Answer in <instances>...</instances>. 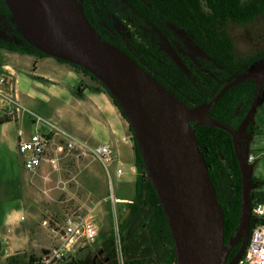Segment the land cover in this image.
<instances>
[{"label": "trees", "instance_id": "1", "mask_svg": "<svg viewBox=\"0 0 264 264\" xmlns=\"http://www.w3.org/2000/svg\"><path fill=\"white\" fill-rule=\"evenodd\" d=\"M81 4L88 21L102 38L122 49L190 106L209 101L228 80L244 73L253 62L264 57V47L239 54L228 28L229 23L244 25L264 13V0H81ZM117 21H121L129 33L124 40L119 35ZM168 45L174 49V54ZM0 49L49 55L31 45L17 30L4 0H0ZM69 63L95 80L98 85L93 88L105 90L127 120L115 98L96 76L78 64ZM254 87L253 79L234 85L212 106L210 115L236 127L249 107ZM75 94L83 96L81 85L76 87ZM263 117L264 82L260 103L242 134L244 145L250 135L261 131ZM13 118L4 114L0 116V124ZM128 129L133 140L134 165L139 174L134 181L135 198L121 201L124 203L118 215L117 231L123 262L174 264V245L166 216L150 180L145 176L142 156L129 121ZM195 133L223 210L224 240L227 243L238 223L241 199L240 170L232 138L228 131L211 125H199ZM245 150L248 155L249 150ZM249 163L251 165L252 162ZM251 179V205L264 203L261 180L253 174ZM4 214L0 210V222ZM260 221L264 224V217ZM110 225L112 227L108 230L100 232L101 262L119 264L112 222ZM239 245L240 242L232 246L227 260L234 256ZM33 256L29 255L30 258ZM21 259L16 253L11 254L6 264H19L23 261ZM63 264H95V259L76 254Z\"/></svg>", "mask_w": 264, "mask_h": 264}, {"label": "water", "instance_id": "2", "mask_svg": "<svg viewBox=\"0 0 264 264\" xmlns=\"http://www.w3.org/2000/svg\"><path fill=\"white\" fill-rule=\"evenodd\" d=\"M17 30L39 50L78 64L110 91L129 121L150 180L164 211L174 245V264H236L250 234L252 167L242 134L260 103L264 57L228 80L206 102L190 106L88 21L81 0H4ZM253 79L249 107L234 127L209 113L234 85ZM211 125L228 131L240 170L241 199L234 234L224 242V214L195 130ZM240 242L227 260L233 245ZM100 252V251H99ZM98 252V253H99ZM97 254L94 255L93 260Z\"/></svg>", "mask_w": 264, "mask_h": 264}, {"label": "rangeland", "instance_id": "3", "mask_svg": "<svg viewBox=\"0 0 264 264\" xmlns=\"http://www.w3.org/2000/svg\"><path fill=\"white\" fill-rule=\"evenodd\" d=\"M228 26L239 54L255 52L264 47V13L256 15L244 25L229 23ZM14 58L16 56L13 52L0 49L1 60L13 64ZM21 68L17 74L21 102L33 113L44 119H50L59 127L68 128L67 130L70 131L64 122L58 121L50 113V108L55 106L56 102L48 95L51 84L32 75V63L22 65ZM2 71L12 75L13 81L16 79L13 72L10 74L9 71ZM83 76L85 84L91 87L98 85L89 75ZM72 86L73 83L68 82L65 88ZM27 114L29 115L25 111L20 113L22 120ZM22 120L14 119L2 130L0 129V210L1 212L9 211L10 208L22 210L15 212V216L11 217L7 224L3 220L0 222V264H6L9 255L15 253L22 257L23 261L19 264H26L30 254L39 255L56 243L54 229L60 227L65 215L71 212L85 213L89 209L93 211L98 235L76 254L83 258L87 255L93 258L97 254L95 264H107L101 262L99 248L102 246V235L100 232L112 227L110 225L112 222L114 233H116L120 207L124 203L121 201L135 198L134 181L139 172L134 165L133 149L131 153L125 147L122 148L118 155L119 161L110 163L112 185L106 178L100 161L92 155H85L78 161L75 158H66L61 161L59 170L52 171L48 167L39 174H32L24 170L21 156L15 148L16 130L19 126H25L26 119L24 122ZM36 125L33 122L30 132L34 131ZM24 130L26 133L29 131V129ZM130 141L132 144V136ZM263 145L264 117L261 131L253 135L248 148L249 152L257 156L251 163V167L254 175L260 177H264V154L261 153ZM131 165L135 166V172L130 171ZM118 166L124 170L120 176L115 174ZM112 194L118 199L113 200ZM21 214L25 216L24 219L19 218ZM44 220L47 221L45 224ZM123 259L122 255V260L118 259L119 264H124Z\"/></svg>", "mask_w": 264, "mask_h": 264}, {"label": "built area", "instance_id": "4", "mask_svg": "<svg viewBox=\"0 0 264 264\" xmlns=\"http://www.w3.org/2000/svg\"><path fill=\"white\" fill-rule=\"evenodd\" d=\"M0 106L4 108L6 114L14 118H18L20 113L25 111L37 124L32 132L26 133L23 128H18L16 132V148L21 156L24 170L39 174L46 164L52 171L59 170L61 161L66 158H75L78 161L85 155H92L103 164L107 178L112 185L109 165L114 159V153L111 143L91 144L71 131L59 127L50 119H44L33 113L21 102L12 75L5 72L0 75ZM254 159L253 153L249 152L248 162H253ZM130 171L135 172L134 165H131ZM123 173L122 167H116V175L120 176ZM44 177L47 176L44 175ZM111 198L118 199L113 194ZM93 216L92 209L85 213L71 212L65 215L60 227L54 229L56 243L39 255L29 257L26 264H63L70 260L79 249L87 246L97 237L98 227ZM263 217L264 203H253L248 242L236 264H264V224L260 221ZM24 218L22 214L20 219ZM46 222V220L43 221L44 224ZM115 245L117 258L122 260L118 231L115 233Z\"/></svg>", "mask_w": 264, "mask_h": 264}, {"label": "crops", "instance_id": "5", "mask_svg": "<svg viewBox=\"0 0 264 264\" xmlns=\"http://www.w3.org/2000/svg\"><path fill=\"white\" fill-rule=\"evenodd\" d=\"M13 54L16 56L13 64L4 60L0 63V75L4 72L2 70L15 74V88L18 94H20L19 91L21 90L17 77L18 70L22 69V65L32 63V75L46 80L51 84V91L48 92V95L50 98L55 99L56 102L55 106L50 108V113L54 115L58 121L64 122L65 126L69 127L72 133L91 144L102 142L111 143L114 153L112 162L119 161L118 155L124 147L132 153L133 143L131 144L130 141V136L132 135L128 129V121L123 117L119 108L105 90L94 89L89 84H85L83 81L85 78L83 75L85 74L80 69H77L69 62L60 61L56 57L50 55L37 56L31 53L21 54L18 52H13ZM68 82L73 83L71 88H65ZM78 85L82 87V97L74 93V89ZM4 114H6L5 110L0 106V116ZM27 115L23 120L20 115L18 118L14 119L15 121L22 120L23 122L26 119L25 126H19L18 128L25 127L23 129H29L30 131L33 125V119ZM12 120L1 123L0 129L2 130V128ZM253 135L248 137L249 145L253 139ZM14 140L16 148L17 134H15ZM261 149V153L264 154V145ZM256 158L257 156H255L254 161ZM100 164L105 170L103 164L101 162ZM48 167L47 164L44 165L42 171ZM104 172L107 178L106 171ZM252 174L254 175L253 170ZM254 176L261 180L260 186L264 188V177L258 175ZM20 211H22L20 208L18 210L15 208H10L9 211L4 210L3 222L7 224L9 220H11V217L15 216V212L18 213Z\"/></svg>", "mask_w": 264, "mask_h": 264}, {"label": "flooded vegetation", "instance_id": "6", "mask_svg": "<svg viewBox=\"0 0 264 264\" xmlns=\"http://www.w3.org/2000/svg\"><path fill=\"white\" fill-rule=\"evenodd\" d=\"M123 22H125V21H123ZM116 26H117V28H118V30H119V32H120V34L119 35H121L122 36V40H124V38H126V36L129 34L128 32H127V30H126V26L120 21V22H116ZM126 33V34H125ZM118 34V33H117ZM168 48H169V45H168ZM170 49V52H171V54H174V49L173 48H169ZM130 51V50H129ZM231 237H229L228 238V240L230 239ZM228 240H227V242H228ZM224 242H225V240H224Z\"/></svg>", "mask_w": 264, "mask_h": 264}, {"label": "bare ground", "instance_id": "7", "mask_svg": "<svg viewBox=\"0 0 264 264\" xmlns=\"http://www.w3.org/2000/svg\"><path fill=\"white\" fill-rule=\"evenodd\" d=\"M38 2H39V5H40L42 8H44V2H43V0H38Z\"/></svg>", "mask_w": 264, "mask_h": 264}]
</instances>
